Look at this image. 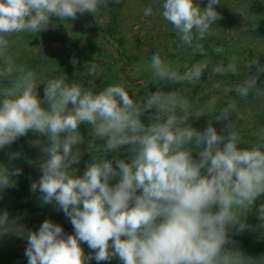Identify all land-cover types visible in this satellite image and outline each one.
Listing matches in <instances>:
<instances>
[{
  "label": "clouds",
  "instance_id": "1",
  "mask_svg": "<svg viewBox=\"0 0 264 264\" xmlns=\"http://www.w3.org/2000/svg\"><path fill=\"white\" fill-rule=\"evenodd\" d=\"M157 2L181 45L190 48L215 35L221 19L216 6L223 0H207L204 7L203 0ZM110 3L120 0H0V151L29 132L46 137L45 143L39 138L29 142L44 153L28 160L41 173L30 191L39 193L41 206L62 211L74 229L65 234L61 224L45 219L38 230L28 231L5 209L0 210V237L26 235L28 264H89L93 259L99 264L114 257L121 264H264V257L236 249L230 235L247 226L249 212L264 222V127L246 141L232 124L233 114L244 118L234 100L217 109L213 97L196 108L179 88H161L137 102L120 84L93 92L67 77L38 83L32 70L12 58V35L39 33L53 16L64 22L78 14L96 15ZM152 13L151 7L143 9L144 16ZM253 67L255 72L234 89L240 98L264 96V85L258 83L264 64L256 59ZM149 68L165 84H192L204 65L178 74L155 53ZM237 70L235 63L216 69ZM42 83L41 98L37 86ZM153 108L145 124L141 117ZM212 113L214 120L228 121L221 131L211 122L199 130L189 119ZM81 124L89 127L95 143L104 141L105 152L127 146V155H94L78 174L73 166L85 143ZM93 147L89 140L87 150ZM21 155L7 153L9 164L0 163V192L21 174L11 166ZM82 244L91 250L88 255Z\"/></svg>",
  "mask_w": 264,
  "mask_h": 264
},
{
  "label": "rangeland",
  "instance_id": "2",
  "mask_svg": "<svg viewBox=\"0 0 264 264\" xmlns=\"http://www.w3.org/2000/svg\"><path fill=\"white\" fill-rule=\"evenodd\" d=\"M206 3L207 0H203L201 7L206 6ZM146 7L153 9L152 15H143ZM216 7L221 13V19L214 26L215 35L196 42L190 48L180 44L175 30L160 16V4L157 0H120L118 4L110 3L102 7L96 15L78 14L75 20L64 22L53 16L49 27L39 33L14 34L9 37L10 51L15 62L25 65L26 70H32L36 74L38 83L67 77V82H75L82 89L93 92L120 84L137 102H142L151 91L179 88L196 108L213 97L217 99V109L234 100L244 118L233 114L232 124L246 141H252L255 139V130L264 127V96L250 94L247 98H240L234 89L255 72V67L251 69V61L258 59L264 64V0H223ZM155 53H159L178 74H183L194 64L203 63V74L192 84H165L166 82L151 75L150 58ZM224 59L235 63L238 70L235 73L216 71L227 66ZM258 83L264 85V74L260 76ZM44 87L43 83L37 86V93L41 98ZM154 112V108L146 110L141 117L142 121L149 123V117ZM215 115L216 113H212L210 116L189 119L193 127L199 130H203L211 122L217 131H221L228 121H216ZM80 131L85 137V143L81 145L79 164L73 166L79 168L78 174H83L86 164L93 160L94 155L107 159L127 155V146L121 151L105 152L102 144L104 141L97 140L95 143L87 125L81 124ZM26 135L0 151V163L5 164H9L7 153L22 152L20 159L11 162L12 167L21 169V174L15 177L14 186L0 192V210L6 209L9 219H14L19 225H23L22 219L32 217L33 208L25 207L21 211L19 208L16 211L15 204L18 202L21 206L37 204L42 210L38 209L36 212L42 215L49 213L48 208L53 210L51 212L54 215L60 216L63 213L52 209V204L41 206L39 193L30 191L31 183L38 180L41 173L28 160H38L44 153L39 146L31 147L29 142L39 138L45 143L46 137L32 132ZM89 140L94 144L92 152L87 150ZM25 167L30 169L28 176L22 173ZM21 180L26 183L25 187H20ZM20 188L23 191H19ZM259 202L260 199L257 204ZM253 216L256 217L248 231L241 234L242 232L234 229L230 235L232 239L237 238L234 244L236 249L245 255L260 258L264 257V222L255 211L249 212L246 220ZM42 220L28 231L38 230ZM27 228L25 227L26 230ZM16 236L9 233L0 237V260L6 264H21L20 260L26 258L27 237ZM90 251L89 249L88 254ZM89 264L97 262L93 259ZM99 264H105V261Z\"/></svg>",
  "mask_w": 264,
  "mask_h": 264
},
{
  "label": "trees",
  "instance_id": "3",
  "mask_svg": "<svg viewBox=\"0 0 264 264\" xmlns=\"http://www.w3.org/2000/svg\"><path fill=\"white\" fill-rule=\"evenodd\" d=\"M113 22H114V20H113ZM111 25H113V24H111ZM113 28H114V26H113ZM211 53L213 55H215L216 57H219L218 54H214L213 52H211ZM224 63L225 64H229V62L226 59H224ZM26 136L27 135H25L24 137H26ZM23 140H25V139H23ZM22 173H23V175L28 176V174L30 173V169L28 167H25V169L23 170ZM25 186H26V183L24 182V180H21L20 187H25ZM19 191H23V189L20 188ZM21 193H23V192H21ZM18 203L15 204V210L16 211L19 210V208H20V211H21V209H24L25 207H30L31 209L33 208L32 209V217L29 218L28 220H23L22 219V224L24 225V228L28 227L27 230H32V227L35 224L39 223L38 221H41V219H43L42 222L45 219H51L54 222L59 223V224H61L63 226L65 234H72L73 233L74 229H73L72 225L70 224V222L68 221V219L65 218L63 213L60 216H57V215L52 214L51 211H53V210L48 208L49 213L47 215H42V214L36 212L38 209L42 210L37 204L33 205L32 203H29V204H27L25 206H21ZM52 209H54V208H52ZM255 217L256 216H253V217L249 218L248 220H246V225L247 226L244 229L239 230L238 232H240V233L242 232L241 234H244V232L248 231V228L254 222ZM16 237H18V235ZM232 241H234V244H235L237 242V238L232 239ZM81 246L84 249L85 255H88L89 249L87 247V244L86 245L82 244ZM229 246H232V244H230ZM20 262H21V264H24V263L28 264L27 257L21 259ZM0 264H6V263L2 262V260H0ZM105 264H121V262H120V260L118 258L114 257L113 259H111L109 261H105Z\"/></svg>",
  "mask_w": 264,
  "mask_h": 264
}]
</instances>
